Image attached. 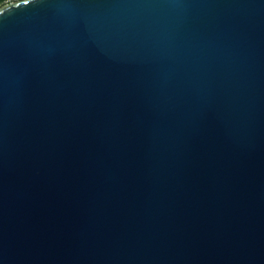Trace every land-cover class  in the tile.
<instances>
[{
	"label": "water",
	"instance_id": "1",
	"mask_svg": "<svg viewBox=\"0 0 264 264\" xmlns=\"http://www.w3.org/2000/svg\"><path fill=\"white\" fill-rule=\"evenodd\" d=\"M0 264H264V0L0 8Z\"/></svg>",
	"mask_w": 264,
	"mask_h": 264
},
{
	"label": "flooded vegetation",
	"instance_id": "2",
	"mask_svg": "<svg viewBox=\"0 0 264 264\" xmlns=\"http://www.w3.org/2000/svg\"><path fill=\"white\" fill-rule=\"evenodd\" d=\"M20 1H23V0H9V1L0 0V8L4 7L6 5H9L11 3L20 2Z\"/></svg>",
	"mask_w": 264,
	"mask_h": 264
},
{
	"label": "rangeland",
	"instance_id": "3",
	"mask_svg": "<svg viewBox=\"0 0 264 264\" xmlns=\"http://www.w3.org/2000/svg\"><path fill=\"white\" fill-rule=\"evenodd\" d=\"M6 1H9V0H6Z\"/></svg>",
	"mask_w": 264,
	"mask_h": 264
}]
</instances>
